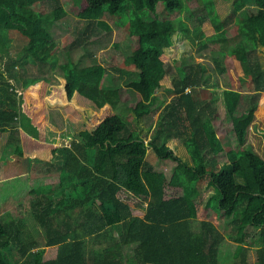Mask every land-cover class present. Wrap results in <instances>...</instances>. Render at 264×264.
I'll list each match as a JSON object with an SVG mask.
<instances>
[{"label": "trees", "instance_id": "1", "mask_svg": "<svg viewBox=\"0 0 264 264\" xmlns=\"http://www.w3.org/2000/svg\"><path fill=\"white\" fill-rule=\"evenodd\" d=\"M81 1V20L109 30L105 15L126 24L132 53L122 66L128 71L119 75L97 61L79 65L66 42L53 41L50 24L67 14L61 0H0V63L11 57L7 35L18 33L29 39L24 52L31 59L22 63L37 67L32 78L0 68V132L17 128L30 148L44 144L51 155L58 153L61 173L58 182L31 190L32 170L42 158H32L26 143L7 144L0 162L24 161L26 173H10L22 175L14 180L15 191L23 189L18 200L29 198L0 213V264H220L223 233L207 220L194 229L201 181L216 190L220 215L231 218L229 238L237 244L232 264H253L247 243L252 227L259 229L256 261L264 264V158L247 145L255 121L264 123V69L250 56L264 46V0H235L239 17L230 29L214 0H191L204 5L212 21L196 30L206 38L200 49L211 40L224 59L233 57L215 59L216 73L230 85L223 98L233 139L227 146L218 135L222 114L208 83L210 68L193 55L173 63L165 52L179 29L196 48L191 30L170 17H144L160 3L173 14L185 0ZM52 58L64 71L59 83L47 70ZM169 67L179 75L172 77ZM119 104L138 118L162 106L148 142L131 119L115 112ZM51 108L66 111L70 136L51 122ZM174 139L192 165L168 145ZM65 141L70 147H56ZM149 150L177 162L170 179L147 161ZM223 153L224 164L218 159ZM124 191L147 208L132 207L120 196ZM103 240L108 245L89 263L88 246Z\"/></svg>", "mask_w": 264, "mask_h": 264}, {"label": "rangeland", "instance_id": "2", "mask_svg": "<svg viewBox=\"0 0 264 264\" xmlns=\"http://www.w3.org/2000/svg\"><path fill=\"white\" fill-rule=\"evenodd\" d=\"M234 1L235 0H214L217 12L219 13L221 19H226L228 21L226 27L227 29L232 28L239 17V15L234 14ZM61 2L67 11V14L62 19L54 21L50 24V33L52 35L53 41L55 42L61 40L66 42L68 44L66 45V49L72 52L73 59L79 65H88L97 61L102 63L108 71L119 75L123 73L122 71H128L130 67L125 68L122 66V64L127 62L132 53L129 39L126 37V24H121L115 18L105 15L102 19L110 25L111 30L105 27L93 25L81 20L79 17V13L82 8L81 0H61ZM36 11L39 12L38 10ZM130 11L131 9L128 8L125 14L127 17L130 15ZM48 12H50V10H45L43 13ZM144 17L147 21H153L157 18L161 19L170 17L173 19L178 28H180L183 23L191 30L192 36L196 39V48L192 46L189 38L179 29L173 35L172 47L167 48L165 52L173 63L176 60H181L185 57L193 55L198 61L206 63L210 68L211 73L209 75L208 83L209 86L214 89L216 103L219 105L222 114V122H220L217 126L218 135L224 145L227 146L232 144L233 139L227 133L225 128L226 116L223 100L224 91L230 87V85L228 80L225 78V75L216 73L215 69V59H221V61H223L224 57L220 52V46L217 48L215 44L211 42V40L207 42L209 44L208 47L200 49L201 44L206 43V38L202 36V32L199 34L196 33L198 28L203 29L212 25V21L206 7L202 4L193 5L191 0H185V6L182 10H177L173 14H170L165 6L160 3L156 12L147 11L145 12ZM72 39L74 41H72ZM7 41L8 46L10 47L11 57H6L8 60L1 62L0 68H2L4 72L6 62L9 61V63L13 65L12 60L17 59L16 65L19 67H16L13 70L11 69L13 71L12 76L21 77L20 75H23L25 78L34 77L35 73H37V67L35 63H30L28 60L22 63L23 60L29 57L24 52V47L25 45H28L29 39L27 37L20 36L18 33H12L7 35ZM250 56L252 58L259 57L264 69V46H259L258 49L253 51ZM29 58L31 59V57ZM224 60L232 62L233 57L228 55ZM47 70L52 77V81L55 83H59L60 79L64 75V71L59 65V58H52L51 62L47 65ZM169 70L172 77H175L178 73L174 67H169ZM115 109V112L121 115V117L126 121L131 119V121H133V125L140 131L141 135L147 137L146 141L148 142L150 140L149 137L151 136V132L153 131V126L157 122L162 111V106H156L153 108V112L150 114V116L145 118H138L134 114L128 113L122 104L117 105ZM51 122L56 124L65 135L70 136V132L72 130L71 123L68 119L66 111L63 108H55L51 111ZM14 132L16 137L15 134H11V132V135H8L6 132H0V157L2 155L1 151L7 146V140L19 138V132ZM168 144L176 155L192 165V160L190 159L186 148L180 143L179 140H171ZM247 145L249 147H253L254 150L261 154L264 158V123L259 119L255 121L249 130ZM27 151L32 154L34 150L27 149ZM218 159L222 164L228 160L225 153L219 155ZM147 161L154 167L156 171L165 173L169 179L172 177L177 166V162L171 159H161L156 156L152 150H149L148 152ZM55 162L57 166L59 161L55 160L54 163ZM44 165L40 164L39 169H41V167L44 168ZM40 177L39 180L33 181V188L38 190H41V188H43V186L49 182L59 181V177L54 174L52 175V179H50L51 177L44 178L47 177L45 174L44 176ZM199 190L201 191L202 197L198 202L199 216L194 222V229L197 230L200 227V222L203 220L210 221L214 223V225L218 226L219 230L225 236L224 241L221 243L220 264H232L233 254L237 248V244L233 243V241L229 238V233L231 230V218L222 216L218 212L214 198L216 190L209 184L208 181H201L199 184ZM124 194L125 192L121 193L120 196L124 197ZM126 202L131 205V200H126ZM135 205L137 207H143L141 202L135 203ZM0 213H2V209H0ZM32 226L33 222L31 224V227ZM33 229L36 236L39 237L41 235L40 230H38L37 227ZM250 234L251 236L247 243L250 247L253 264H258L255 257V251L256 248H258L259 243V229L253 227L250 228ZM107 245L108 244H106L104 240L100 243H91L87 248L89 263H92L96 253L105 248Z\"/></svg>", "mask_w": 264, "mask_h": 264}, {"label": "crops", "instance_id": "3", "mask_svg": "<svg viewBox=\"0 0 264 264\" xmlns=\"http://www.w3.org/2000/svg\"><path fill=\"white\" fill-rule=\"evenodd\" d=\"M16 67L18 68L19 66L18 65L13 66L12 64L9 63V61L6 62L5 70H4L5 74H7V75H11V73L13 74L12 70L14 68H16ZM8 72H9V74H8ZM20 76L22 78H24L23 75H20ZM52 110L53 109H51V111ZM9 131L11 132V134H13V133L15 134L14 131H18L19 132L20 130H18L17 128H13L12 130H9ZM9 131H6V133H8V135H11ZM2 133H4V132H2ZM151 135H152V132H151ZM15 137H16V134H15ZM150 137H149V139H150ZM13 139H14V142H13ZM13 139L12 140H7L6 144H8V142L12 141V143L15 144V145H17V144L18 145H23V143L25 145V143H26L25 146L30 147L29 145H27L29 143L24 138H22L21 132H19V138H13ZM70 144H71L70 141H65L64 143H61L60 145H56V147H62V146L70 147ZM43 145L44 144H41V145L37 146V144H34L31 148H28V149H33L34 150L33 153L31 154L32 158H34V159H36V158L41 159L42 158L40 161H37L38 165L36 164V167L37 166L38 167L34 168L32 170V174L33 175H32V178H31L32 179L31 180V190L32 189H36V188H33V181L39 180L40 178H42L40 176H44V174H45V176H47V177H44V178L51 177L50 179H52V175L54 174V175H57L59 177L58 180H60V174L61 173L58 171V168L56 166V162L54 163L55 160L56 161L58 160L57 159V154L58 153L55 154V155H51L52 151H50V149L46 148ZM5 148H4V150H5ZM4 150L1 151L2 152L1 154H3ZM186 151H187V149H186ZM187 153H188V151H187ZM38 155H43V156L42 157H38ZM189 157H190V154H189ZM190 159H191V157H190ZM45 163L48 164V165H46ZM40 164H42V165L45 164L44 165L45 167L44 168L41 167V169H39V165ZM23 165H24V161L23 160H18L15 157H14V160L12 162H5V161L4 162H0V209H2L3 212H6V211H9L10 209H13L15 206H17L21 202L22 203L27 202V200L29 198V196H28L26 198H22L21 200H18L19 195L22 194L23 189L15 191L14 184H16V183H14V180L18 179L20 181L22 179V175H17V176L14 177V174H11V173H17V172L26 173V170L24 169ZM10 174L13 175V176H11ZM54 183H56V182H49V183L45 184L44 186L52 185ZM125 194H126V192H125ZM129 200H131V206L132 207H137L135 205V203L141 202V205L143 204V207H140V208H142L144 210L147 208V203H142V201H140L136 196H133V195L129 194ZM217 228H219V227L217 226ZM233 243H235V242H233ZM248 247H249V245H248ZM235 252H236V250L234 251V254H235ZM234 254H233V259H234ZM255 257H256V255H255Z\"/></svg>", "mask_w": 264, "mask_h": 264}, {"label": "built area", "instance_id": "4", "mask_svg": "<svg viewBox=\"0 0 264 264\" xmlns=\"http://www.w3.org/2000/svg\"><path fill=\"white\" fill-rule=\"evenodd\" d=\"M124 198H125V200H129V194H124Z\"/></svg>", "mask_w": 264, "mask_h": 264}]
</instances>
